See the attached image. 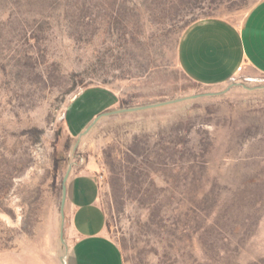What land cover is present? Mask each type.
<instances>
[{"label": "rangeland", "instance_id": "rangeland-1", "mask_svg": "<svg viewBox=\"0 0 264 264\" xmlns=\"http://www.w3.org/2000/svg\"><path fill=\"white\" fill-rule=\"evenodd\" d=\"M257 1L0 0V264H64L75 162L100 184L124 264H264V75L202 87L177 60L190 22L239 21ZM234 81L256 87L106 115L80 135L101 111Z\"/></svg>", "mask_w": 264, "mask_h": 264}, {"label": "crops", "instance_id": "crops-1", "mask_svg": "<svg viewBox=\"0 0 264 264\" xmlns=\"http://www.w3.org/2000/svg\"><path fill=\"white\" fill-rule=\"evenodd\" d=\"M177 60L184 74L202 87L227 84L240 75H264V0L239 21L208 16L190 22L178 39ZM65 184L64 264H124L119 246L106 234L96 176L75 162Z\"/></svg>", "mask_w": 264, "mask_h": 264}, {"label": "water", "instance_id": "water-1", "mask_svg": "<svg viewBox=\"0 0 264 264\" xmlns=\"http://www.w3.org/2000/svg\"><path fill=\"white\" fill-rule=\"evenodd\" d=\"M238 84L245 87V88H248V89H252V88L256 87V86H247L242 82L234 81V82H231L226 88H224L220 91H216V92H212V91L198 92V93H193L190 95H185V96H181V97H177V98H173V99H168V100H163V101H158V102H154V103H147V104H143V105L121 107V108H117V109H110V110L101 111L94 116L92 121L86 126V128L80 133V135L86 133L91 128V126L98 121V119H100L101 117L106 116V115L119 113V112H128V111L142 110V109L162 106V105H166V104H170V103H174V102H179V101L189 99V98H196V97H200V96L220 94V93L225 92L229 87L234 86V85H238ZM69 171H70V165L67 167V170L65 171L63 178H62V182H61V199H60V204H59V210H60V215H61L62 219L64 217V206H65V200H66V184H65V182H66V179L68 177ZM60 239H61V241H63V225H61ZM64 261H65V259H64Z\"/></svg>", "mask_w": 264, "mask_h": 264}, {"label": "trees", "instance_id": "trees-1", "mask_svg": "<svg viewBox=\"0 0 264 264\" xmlns=\"http://www.w3.org/2000/svg\"><path fill=\"white\" fill-rule=\"evenodd\" d=\"M56 169H58V165H56Z\"/></svg>", "mask_w": 264, "mask_h": 264}]
</instances>
